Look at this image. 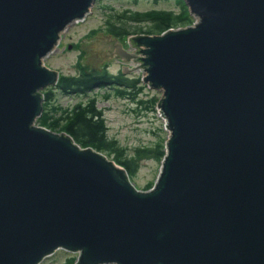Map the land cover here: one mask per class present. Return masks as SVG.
I'll list each match as a JSON object with an SVG mask.
<instances>
[{"label":"water","instance_id":"obj_1","mask_svg":"<svg viewBox=\"0 0 264 264\" xmlns=\"http://www.w3.org/2000/svg\"><path fill=\"white\" fill-rule=\"evenodd\" d=\"M95 1L0 0V264L59 248L74 264H264V0H186L191 23L130 34L133 51L112 33L84 45L162 90L169 134L148 189L37 123L61 73L44 58Z\"/></svg>","mask_w":264,"mask_h":264},{"label":"rangeland","instance_id":"obj_2","mask_svg":"<svg viewBox=\"0 0 264 264\" xmlns=\"http://www.w3.org/2000/svg\"><path fill=\"white\" fill-rule=\"evenodd\" d=\"M180 1L181 0H96L85 19L67 27L62 33V38L58 47L49 53L44 58V61L49 67L58 69L64 74H79L82 70H101L105 66H107L111 72L118 73L126 62L124 61L125 59L116 56L115 49L113 50L114 56H110L111 59L104 58V62L98 65L93 60H89L91 50L84 46L97 39L98 37L96 35L100 32L109 34L105 30V22L108 15L110 13H116L114 11L119 12L125 10L144 12L164 8L179 10L181 7ZM129 22L133 29H138L132 32V34L143 33V31H139V26L143 28L149 26L148 21ZM113 37L117 36L112 34V38ZM128 37L129 35L123 38L119 37V39L123 43L125 49L133 51L134 47L129 43ZM69 45L72 46L69 47ZM140 54L143 55L142 52H140ZM136 64L137 62L135 61L129 63L132 67ZM143 73L144 70L138 68L125 74L130 76H142ZM142 83L145 84V86L139 93L138 99H134L131 96H123L119 94L115 88L107 86L96 87L93 91L94 94H97L99 99L98 105L104 111L109 135L116 138L119 142V146L125 147L130 155H133L134 149L137 146H154L161 139L162 142L163 140L166 142L169 134V130L166 128L165 124V117L158 109V101L162 96V90L153 88L143 81ZM49 87L50 86H47L42 90L45 91ZM153 98H155V101H153ZM81 99H86V95L63 93L57 90L55 98H52L47 104L49 113L47 114L49 117L48 122L56 119L57 116L62 114L64 109ZM141 99H144V102H140ZM37 123L48 127V125L42 124L38 122V120ZM55 130L62 131L60 129ZM112 155L113 154H111V156ZM161 164L162 160L157 158H141L137 171L131 177L132 181L141 189L150 188L157 178ZM149 185L150 187H148ZM76 254L77 253L65 248H59L53 254L45 257L40 264H71V259L74 258Z\"/></svg>","mask_w":264,"mask_h":264},{"label":"trees","instance_id":"obj_3","mask_svg":"<svg viewBox=\"0 0 264 264\" xmlns=\"http://www.w3.org/2000/svg\"><path fill=\"white\" fill-rule=\"evenodd\" d=\"M179 10L160 9L155 11H114L110 13L105 22V30L117 37H125L138 29H133L129 21H148L149 26H139V31L145 33H161L170 27H178L192 22V16L185 0L179 2ZM112 87L123 96H131L138 99L139 93L145 84L141 76H130L122 70L118 73L111 72L107 66L101 70H82L79 74L61 73L57 86H51L44 91L45 100L42 115L38 122L48 125L52 129L66 130L73 135L75 140L83 147L93 146L98 150L106 152L118 163L124 165L132 177L137 171L141 158H157L162 160L166 152V142L159 140L154 146H137L133 155H130L125 147L119 146L116 138L108 133V125L103 109L98 105L96 87ZM57 90L63 93L86 95V99L76 101L74 104L62 111L53 121L48 122V102L55 98ZM93 92V93H92ZM155 101V98H153ZM140 102H144L141 99ZM61 124V125H60ZM150 187V185L148 186ZM77 255L71 259V264ZM75 262V261H74Z\"/></svg>","mask_w":264,"mask_h":264},{"label":"flooded vegetation","instance_id":"obj_4","mask_svg":"<svg viewBox=\"0 0 264 264\" xmlns=\"http://www.w3.org/2000/svg\"><path fill=\"white\" fill-rule=\"evenodd\" d=\"M106 35V34H105Z\"/></svg>","mask_w":264,"mask_h":264}]
</instances>
